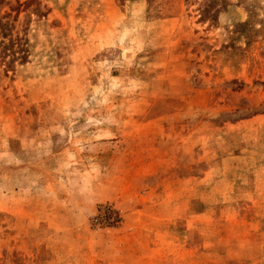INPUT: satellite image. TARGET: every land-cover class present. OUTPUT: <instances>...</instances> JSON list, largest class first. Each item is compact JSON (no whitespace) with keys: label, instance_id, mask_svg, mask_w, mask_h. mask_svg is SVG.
I'll use <instances>...</instances> for the list:
<instances>
[{"label":"rangeland","instance_id":"obj_1","mask_svg":"<svg viewBox=\"0 0 264 264\" xmlns=\"http://www.w3.org/2000/svg\"><path fill=\"white\" fill-rule=\"evenodd\" d=\"M0 264H264V0H0Z\"/></svg>","mask_w":264,"mask_h":264}]
</instances>
